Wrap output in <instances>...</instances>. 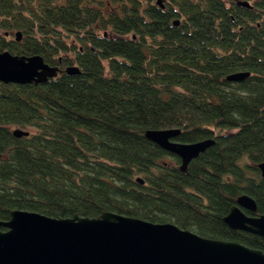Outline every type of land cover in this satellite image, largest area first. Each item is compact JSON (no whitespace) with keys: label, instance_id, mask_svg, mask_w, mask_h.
<instances>
[{"label":"trees","instance_id":"16d2710c","mask_svg":"<svg viewBox=\"0 0 264 264\" xmlns=\"http://www.w3.org/2000/svg\"><path fill=\"white\" fill-rule=\"evenodd\" d=\"M237 1L0 0V50L58 68L0 81V220L110 210L262 249L222 220L241 193L264 214V0ZM158 128L214 140L180 169L144 136Z\"/></svg>","mask_w":264,"mask_h":264},{"label":"water","instance_id":"95a60500","mask_svg":"<svg viewBox=\"0 0 264 264\" xmlns=\"http://www.w3.org/2000/svg\"><path fill=\"white\" fill-rule=\"evenodd\" d=\"M159 2V0H157ZM237 3L250 5L247 0ZM175 22V21H174ZM19 39L20 32L15 31ZM57 66L48 65L39 54H17L0 50V81L40 82L55 75ZM75 73V65L66 66ZM248 72H230L227 79H240ZM178 128L145 129L144 136L179 157V168L213 142L202 138L181 142L172 137ZM15 136L27 131L14 127ZM264 177V160L255 164ZM137 180L141 181L137 177ZM255 210L253 198L238 194L222 216L230 228L259 237L261 248L232 239L203 236L170 221L154 222L137 216L103 210L96 216L54 217L38 211L11 209L0 220V264H264V214Z\"/></svg>","mask_w":264,"mask_h":264},{"label":"flooded vegetation","instance_id":"af4514ba","mask_svg":"<svg viewBox=\"0 0 264 264\" xmlns=\"http://www.w3.org/2000/svg\"><path fill=\"white\" fill-rule=\"evenodd\" d=\"M65 0H52V2H54V4H60L62 2H64ZM77 2H85V3H88V7H91L93 6L95 9H99L101 12V8H103V0H75ZM246 213H248L246 210H244ZM5 228V227H4Z\"/></svg>","mask_w":264,"mask_h":264},{"label":"rangeland","instance_id":"374dc122","mask_svg":"<svg viewBox=\"0 0 264 264\" xmlns=\"http://www.w3.org/2000/svg\"><path fill=\"white\" fill-rule=\"evenodd\" d=\"M66 41H67L68 43H69V42H72L71 39H70V40H69V39H66ZM14 127H15V126H12V125L9 126V128H10L11 130H12V128H14Z\"/></svg>","mask_w":264,"mask_h":264}]
</instances>
